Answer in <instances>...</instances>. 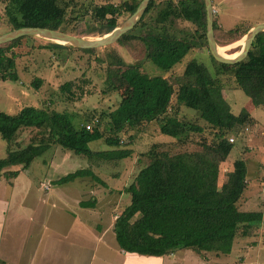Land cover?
I'll list each match as a JSON object with an SVG mask.
<instances>
[{
  "label": "trees",
  "instance_id": "16d2710c",
  "mask_svg": "<svg viewBox=\"0 0 264 264\" xmlns=\"http://www.w3.org/2000/svg\"><path fill=\"white\" fill-rule=\"evenodd\" d=\"M138 2L102 3L94 6L90 15L101 27L99 32L104 34L116 26L115 18L120 13L132 11ZM66 7L61 0H4L3 11L9 30L36 25L66 32L62 25ZM212 16L216 43L219 32L229 39L230 35L239 32L240 27L221 28L214 13ZM179 21L191 24L194 30L183 34V31L175 30V23ZM136 28L140 30L138 35L132 32ZM87 30L93 32L94 28ZM204 33L202 0H162L160 3L150 0L136 24L118 39V42L140 40L147 63L162 71L155 74L158 71L151 66L154 72L148 74L137 68L130 77V90L134 94L148 93V99L136 105H128L120 99L114 108L104 113L107 119L104 130L99 126L100 115L95 126L86 130L84 124L75 126L67 113L48 111L39 106L26 105L13 114L0 111V138L5 142L0 171L5 177L14 176L17 169L9 167L26 168L35 156L43 154L51 145L84 157L90 168L110 162L115 164L132 152L130 147L122 146L124 142L118 133L125 127L137 128L143 122L154 121L159 133L175 139L174 148L161 149L155 143L143 153L147 161L124 186L129 200L111 224L117 246L142 255H164L183 247L198 253H228L233 239L249 233L261 220L260 211L242 210L237 205L248 171L243 159L231 161L217 184L219 163L227 161L232 148L227 135L251 125L250 113L245 110L237 114L230 112L228 102L221 94L223 85L219 74L210 73L203 63L193 58L186 61L182 69L184 76L193 77L192 84L184 82L174 87L164 76L190 49L206 48ZM243 33L241 31L240 35ZM20 38L0 44L2 80H17L15 55L11 49ZM208 55L218 72L231 74L234 82L231 88L239 89L252 105L264 107V31L255 36L247 56L238 63H220ZM108 59V67L122 63L115 55H108ZM39 81L35 78L31 83L37 87ZM69 86L70 83H63L61 88L69 92ZM182 108L191 109L205 126L182 121L176 115ZM28 126L36 130L28 143L20 148L15 142L16 136L20 129ZM205 127L210 132L209 139L206 136L196 140L189 137L190 134L200 135ZM93 140H102L107 149L90 150L87 144ZM90 168H76L55 181L89 176L104 184ZM93 202V199H86L80 200L79 204L92 206Z\"/></svg>",
  "mask_w": 264,
  "mask_h": 264
},
{
  "label": "rangeland",
  "instance_id": "374dc122",
  "mask_svg": "<svg viewBox=\"0 0 264 264\" xmlns=\"http://www.w3.org/2000/svg\"><path fill=\"white\" fill-rule=\"evenodd\" d=\"M61 1L67 4L62 24L66 27V33L94 39L105 33H100L101 27L93 22L90 15L93 7L106 2L114 4L122 0ZM154 1L160 3L162 0ZM212 2L217 10L214 16L220 25L229 29L240 27L237 34L229 36L230 39L223 37L219 32L218 45H232L243 37L250 25L258 20H264V0H212ZM3 6L4 0H0V34L9 31ZM130 12L132 11L120 13L115 18V24ZM88 28H94V31L88 33ZM174 29L183 31L182 34L194 30L191 24L184 21L175 23ZM241 31L245 33L240 35ZM132 32L138 35L140 30L136 28ZM118 39L107 46L89 48L90 51H86L68 45L52 47L50 43L55 42L51 40L38 35H23L11 49L15 55L14 72L17 80L0 79V111L13 114L26 105H34L48 111L67 113L75 126L96 119L100 115L99 126L104 130L107 121L104 113L114 108L120 99L125 100L128 105H136L148 99V93L134 94L130 90V77L137 72V68L148 74H153L152 67L158 71L155 74H159L160 71L147 63L144 45L140 40L118 42ZM240 47L229 49L228 53L239 51ZM208 54L207 47H194L164 76L168 77L174 87L178 83L192 84L193 77L182 74L184 64L192 58L203 63L210 73L219 74L223 85L221 94L228 102L230 112L237 114L240 110L248 111L252 124L245 125L246 129L244 126L227 135V138H232V148L227 154V161L219 163L217 184L220 183L222 173L229 163L240 158L246 162L248 168L246 178H250L249 186L260 188L264 195V107L252 105L239 89L231 88L234 87L231 74L218 72L216 64ZM108 55L120 57L122 63L108 67ZM35 78L40 80L37 87L31 83ZM63 83H70V95L61 88ZM67 96L71 98L68 99ZM176 115L182 121L205 126L191 109L182 108ZM35 130L31 126L19 130L15 142L20 148L28 143ZM118 136L124 142L122 146L130 147L132 152L130 156L122 158L115 164L110 162L90 168L84 157L57 145H51L43 154L35 156L26 168L19 169L14 176L5 177L0 171V200H6L5 210L1 212L4 220L0 250L9 264H86L85 259L88 256L90 262L93 260L91 251L97 247L95 244L99 246L116 244L111 223L118 213L116 210L125 206L129 200V193L124 186L137 169L144 166L147 158L143 153L151 149L153 144L158 143L161 149H172L175 141L174 138L159 133L154 121L143 122L137 128L125 127ZM200 136L210 138L207 127L200 135L190 134L189 137L196 140ZM87 146L92 151L107 149L102 140L90 141ZM4 152L5 142L0 138L1 157ZM255 166H262L263 170L251 173L249 169L253 170ZM86 167L97 174L105 185L99 184L89 176L75 177L64 182L55 181L69 171ZM97 189L102 197L93 210L86 209L87 206L78 208L74 204L73 197L91 198L94 194L88 190L92 192ZM245 194H249L248 188L242 191L240 198ZM263 195L259 197L262 198ZM110 202L112 204H109ZM110 207L112 209L108 210ZM73 215L87 222L90 233L82 230L75 233L74 228H77L76 224H79V221H75L73 227ZM101 230L103 234L97 242L95 234ZM37 232H40L42 237L36 234ZM259 243L263 244L261 241ZM190 249V247L176 249L177 252L174 251L173 255L178 260L173 264L179 263L180 258L184 263L193 264L190 257L193 251ZM178 250H184L185 256L182 257V251ZM260 255L264 259V250L260 251Z\"/></svg>",
  "mask_w": 264,
  "mask_h": 264
},
{
  "label": "crops",
  "instance_id": "0c3cea01",
  "mask_svg": "<svg viewBox=\"0 0 264 264\" xmlns=\"http://www.w3.org/2000/svg\"><path fill=\"white\" fill-rule=\"evenodd\" d=\"M211 3H212V9L214 13L217 10L212 0H211ZM261 21H264V20H261ZM261 21L258 20L257 22H261ZM216 22L221 28L227 29V28H224L222 25H220L217 20ZM257 22H254L253 24ZM11 168L17 169V171L20 169V167L17 165L9 167V169ZM249 170L251 173L255 174V172L259 173V171L263 170V168L262 166H255L253 170L251 169ZM248 179L250 178H246V185L243 190H246L248 188L249 194H245L241 198H239L238 208L242 210L260 211L261 220L258 222V224L253 226L250 232L247 233L246 235L235 237L232 241L231 248L228 253L227 252L221 253V254L220 253L216 254L213 252L198 253V252H195L193 249H190L193 251L191 252V256H190L191 260L193 261V264H264V259H262L260 255V251L264 250V238H263L264 237V195L261 193L262 190L260 188H251L249 186L250 181ZM102 185H105V184H102ZM93 189L95 190L96 188L93 187ZM89 190L88 192L94 194L95 196L93 195L91 198H82L78 196L73 197L72 200L78 208H82L80 207L81 205L79 204V201L86 200V199H93L94 201L92 208L91 206H87L86 209L93 210L94 206L98 205L102 197L101 195H99V191H98L99 189H97V191H92V192H90ZM116 191H118V189ZM259 195H263L262 198H260ZM109 204H112V202H110ZM4 205H6V200L4 199L0 200V235H1V230H2V222L4 220V218L1 216V212L5 210ZM110 209H112V207L108 208V210ZM119 210L120 209L116 211L118 212ZM69 212L71 211L69 210ZM28 217L31 218L30 215ZM72 219H73L72 220L73 227L75 226L74 225L75 221H79V224H76L77 228H74L75 233H77V231L79 230L90 233V228L87 222H84L83 219L77 218L74 215L72 216ZM253 228L255 229L253 230ZM36 234H40V232H37ZM101 234H103L102 230L99 233L95 234L97 235L96 237L97 242H98V239L101 237ZM40 237H42L41 234H40ZM259 241L263 242V244H260ZM95 245L94 246L96 248L91 251L93 260L90 262L89 256H88V258L85 259L87 260L86 264H173V263H176L178 260L173 255L175 253L174 251L176 250L173 251L174 253L170 252L164 255H142V254H137L133 251H124L121 248H119L116 244H109L110 246L108 244H105V245L102 244L101 246H99V244H95ZM109 248L111 249L109 250ZM185 249L187 248H184V250ZM184 250H178V251H182V255H183L182 257L185 256ZM95 251H98V252L95 253ZM5 256L7 257V255ZM164 257H168L169 259L165 260ZM0 260L2 261V264H9L7 259L2 254L1 250H0ZM179 261L180 262L177 264H192V263H184L182 261V258H180Z\"/></svg>",
  "mask_w": 264,
  "mask_h": 264
},
{
  "label": "water",
  "instance_id": "95a60500",
  "mask_svg": "<svg viewBox=\"0 0 264 264\" xmlns=\"http://www.w3.org/2000/svg\"><path fill=\"white\" fill-rule=\"evenodd\" d=\"M150 0H140L136 7L128 16L123 18L116 26L101 37L88 39L80 36L68 34L66 32L45 28L36 25H24L22 27L10 29L9 31L0 34V44L8 43L23 35H38L41 38L51 40L60 45H68L81 49L97 48L107 46L116 41L122 34L127 32L140 19ZM204 6L205 18V41L206 47L214 60L225 64H235L242 61L248 54L251 43L255 36L264 31V21L257 22L251 25L247 32L243 35V44L235 57L223 56L217 50L218 44L213 35L212 15L213 9L211 0H202Z\"/></svg>",
  "mask_w": 264,
  "mask_h": 264
},
{
  "label": "bare ground",
  "instance_id": "6f19581e",
  "mask_svg": "<svg viewBox=\"0 0 264 264\" xmlns=\"http://www.w3.org/2000/svg\"><path fill=\"white\" fill-rule=\"evenodd\" d=\"M243 37L240 38L238 41H235L232 45H218L217 46V50L220 54H222L223 56H228V55H232V54H235V55H232V56H229V57H235L236 55H238L239 51H235V52H231L228 53V50L229 49H234L236 47H240L242 46L243 44ZM241 48V47H240ZM240 50V49H239ZM226 54V55H224Z\"/></svg>",
  "mask_w": 264,
  "mask_h": 264
},
{
  "label": "built area",
  "instance_id": "2783aa9c",
  "mask_svg": "<svg viewBox=\"0 0 264 264\" xmlns=\"http://www.w3.org/2000/svg\"><path fill=\"white\" fill-rule=\"evenodd\" d=\"M97 123V119H93L89 122L84 123V128L90 130L93 127V124ZM229 142H232V138H227Z\"/></svg>",
  "mask_w": 264,
  "mask_h": 264
}]
</instances>
